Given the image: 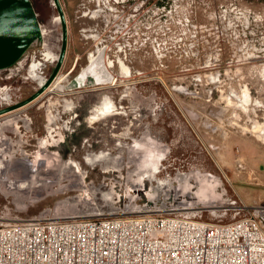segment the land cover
<instances>
[{
    "label": "rangeland",
    "instance_id": "1",
    "mask_svg": "<svg viewBox=\"0 0 264 264\" xmlns=\"http://www.w3.org/2000/svg\"><path fill=\"white\" fill-rule=\"evenodd\" d=\"M29 1L42 35L16 65L0 71V125L12 114L29 121L13 123L0 140L6 151L0 159L8 162L0 171V216L138 213L174 200L212 208L232 196L264 206V181L252 169L223 166L228 145L241 146L246 158L257 148L245 141L264 153V107L257 106L264 105V85L244 79L251 67L244 65L246 49L261 47L264 0H150L151 20L140 24L142 37L125 41L121 52L113 47L104 54L102 47L113 44L99 31V20L82 16L83 0H61V20L52 0ZM63 77L69 78L65 91L74 93L71 110L51 94ZM244 80L253 98L247 115L251 91ZM105 97L113 113L90 120ZM48 111L59 114L51 133ZM102 153L107 163H87L89 154ZM66 162L79 164L80 174H60ZM162 165L173 179L158 189L153 171ZM157 174L163 179L165 173ZM31 180L27 189L17 188ZM173 184L181 187L175 198L161 197L165 187L176 189Z\"/></svg>",
    "mask_w": 264,
    "mask_h": 264
},
{
    "label": "built area",
    "instance_id": "2",
    "mask_svg": "<svg viewBox=\"0 0 264 264\" xmlns=\"http://www.w3.org/2000/svg\"><path fill=\"white\" fill-rule=\"evenodd\" d=\"M52 1L59 18L65 17L61 0ZM88 3L93 7L88 8ZM80 6L83 17L99 20L101 34L108 33L113 46H103L102 54L106 48L124 50L125 41L141 36L140 24L151 20L150 0H83ZM253 20L262 22L259 16ZM257 35L261 47L247 48L244 53V65H251L250 72L244 69V79L256 78L263 86L264 32ZM245 88L249 87L244 80ZM252 100L251 91L244 115ZM261 120L264 131V116ZM251 127L254 132L255 125ZM247 132L244 127V134ZM235 165L238 170L246 169L238 152ZM167 169L162 165L160 174H165L160 179H173ZM174 184L176 189L165 187L161 197L175 198L181 187ZM232 197L217 202V208L174 200L153 203L138 213L119 210L24 219L0 216V264H264V206H248L239 196Z\"/></svg>",
    "mask_w": 264,
    "mask_h": 264
},
{
    "label": "water",
    "instance_id": "3",
    "mask_svg": "<svg viewBox=\"0 0 264 264\" xmlns=\"http://www.w3.org/2000/svg\"><path fill=\"white\" fill-rule=\"evenodd\" d=\"M40 29L29 0H0V71L21 60L24 51L39 40Z\"/></svg>",
    "mask_w": 264,
    "mask_h": 264
},
{
    "label": "bare ground",
    "instance_id": "4",
    "mask_svg": "<svg viewBox=\"0 0 264 264\" xmlns=\"http://www.w3.org/2000/svg\"><path fill=\"white\" fill-rule=\"evenodd\" d=\"M99 49V48H98ZM43 57L46 59V60H48V59H52V57L47 53V54H45V53H43ZM20 66L22 67V64H20ZM40 70L41 71H44L45 70V68H46V66L44 65V64H41L40 65ZM44 69V70H43ZM127 73V72H126ZM128 74V73H127ZM59 86V85H58ZM63 87V86H62ZM62 87H60L59 86V88H61L62 89ZM58 88V90L57 89H55V90H53V91H51V94L54 96H56V98H58V99H61V100H63L64 102L65 101H68V100H66L67 99V97L68 96H70L71 94L70 93H63V92H61L62 90L61 89H59ZM17 94V93H16ZM57 101V100H56ZM67 103V106H66V104H65V106H66V110H71V108H72V106H73V104H72V102H66ZM50 104L52 105V104H54V103H52L51 101H50ZM50 105V106H51ZM53 106V105H52ZM114 109H115V106H114V104H113V102L110 100V98L109 97H105L104 98V101H103V104L100 106V108H98V109H96L97 110V112H95V114H97L96 116H92L91 117V119L90 120H96L97 118H99L100 116H110V114L111 113H113V111H114ZM95 111V110H94ZM49 112V111H48ZM54 113V112H53ZM52 112L50 113H48V125H47V128L50 130V133L51 132H53L55 129L53 128L52 129V127H53V125H56V126H58L57 124V121H58V114H53ZM17 121L19 122V121H21L24 125H28L29 124V121H28V119H26V118H23L20 114H12V115H10V116H6L5 118H3L2 120H1V125H0V131H1V134H0V140H1V138L3 139V136H4V131H5V129H7V128H10V127H12V124L13 123H15V125L16 124H18L17 123ZM67 125H65V127H64V129L65 130H67ZM18 128L19 127H17L16 128V130L15 131H18ZM60 135H61V132L59 131L58 132ZM2 142V141H1ZM7 146V145H6ZM8 148V147H7ZM42 148L43 149H45V147L44 146H42ZM10 149V148H9ZM12 149V148H11ZM20 150V149H19ZM18 150V151H19ZM9 151V150H8ZM11 151H14V149H12ZM17 151V152H18ZM4 152V153H3ZM20 153H22V151H19ZM2 153V154H1ZM6 153V151H4L2 148L0 149V158L4 155ZM22 154H24V153H22ZM14 155V154H13ZM162 155V154H161ZM163 156V155H162ZM108 158L109 157H107V155H104L103 153L101 154V155H92V154H89L88 156H87V163H89V164H91V165H93V166H95V165H97L98 163H100L102 160L103 161H105L106 163H107V161L106 160H108ZM42 159H40V161H41ZM70 161V160H69ZM158 161V160H157ZM160 161V160H159ZM161 163V162H160ZM8 164V162H4L3 160H1L0 159V171H2V168H4L5 167V165H7ZM159 165V164H158ZM39 166V165H38ZM157 166V165H156ZM10 169L11 168H8V171H10ZM15 169V168H14ZM104 169H107V167H104ZM7 171V170H6ZM7 171V172H8ZM80 171H81V168H80V166H79V164H75V163H72V162H66V163H64L63 164V167L61 168V171H60V174H64V173H75V174H80ZM154 178L157 180V182H158V189H161L162 188V183L164 182V181H166V180H162V179H160L159 177H157V173H160L161 171H160V169H159V167H157L154 171ZM157 174V175H156ZM34 175V174H33ZM181 176H183V177H185V174H181ZM181 176H179L181 179H184L183 177H181ZM226 176V175H225ZM33 177V176H32ZM34 178V177H33ZM226 178H227V180H228V182H229V179H228V177L226 176ZM32 179V178H31ZM185 180V179H184ZM28 183V184H27ZM31 183H33V180H31V181H27L26 183L24 182V183H21V184H19L18 186H17V188L19 189V190H23V189H25L29 184L31 185ZM15 185H13L12 183H11V187H14ZM10 187V188H11ZM27 189V188H26ZM157 189V188H156Z\"/></svg>",
    "mask_w": 264,
    "mask_h": 264
},
{
    "label": "crops",
    "instance_id": "5",
    "mask_svg": "<svg viewBox=\"0 0 264 264\" xmlns=\"http://www.w3.org/2000/svg\"><path fill=\"white\" fill-rule=\"evenodd\" d=\"M64 51L62 50V53ZM62 54H60V58L62 57L61 56ZM59 61V60H58ZM57 69V68H56ZM55 69V70H56ZM56 72V71H55ZM54 72V74H55ZM240 143H243V146H244V139H241V142ZM245 143H249V144H252L254 145L257 150L256 152L254 153V155H251V156H248L247 158L244 156V154H242V151H241V146H235V147H238L239 148V156L242 158V160L245 162L246 166L249 168V169H252L254 175H256L261 181L263 180L264 181V153H262L260 151V149L253 143L251 142H248V141H245ZM235 147H231V146H227L226 147V154H225V168L227 169H231V168H234L235 166V159L237 157V153L235 152ZM230 151H232L233 153V159L232 161L229 160V154ZM261 199L263 200V203H264V195L263 196H260Z\"/></svg>",
    "mask_w": 264,
    "mask_h": 264
},
{
    "label": "flooded vegetation",
    "instance_id": "6",
    "mask_svg": "<svg viewBox=\"0 0 264 264\" xmlns=\"http://www.w3.org/2000/svg\"><path fill=\"white\" fill-rule=\"evenodd\" d=\"M59 14H60V13H59ZM59 19H60V18H59ZM61 54L63 55V53H61ZM62 55H61V56H62ZM61 58H62V57H61ZM94 59H95V58H94L93 55H92L91 60L93 61ZM60 63H61V62H59V64H60ZM59 64H58V65H59ZM57 67H58V66H57ZM94 67H95V66H94ZM68 82H69V78H66V79H65L64 77H63L62 79L59 78V83L56 85L55 89L58 90L59 86H60V87L63 86L62 89H61V88H59V89L62 90L61 92L65 93V92H66V91H65V87H66V84H67ZM58 85H59V86H58ZM66 93H70L71 95L74 94V93H72V92H66ZM71 95H70V96H71ZM70 96H68L67 99H66V100H68V101H65V102H64V101L62 100L63 103L66 104V106H67V103H66V102H69V101L72 102V101L69 99ZM72 104H73V102H72ZM66 106L64 105L65 110L67 109ZM1 113H3V112H1ZM58 117H59V114H58Z\"/></svg>",
    "mask_w": 264,
    "mask_h": 264
},
{
    "label": "trees",
    "instance_id": "7",
    "mask_svg": "<svg viewBox=\"0 0 264 264\" xmlns=\"http://www.w3.org/2000/svg\"><path fill=\"white\" fill-rule=\"evenodd\" d=\"M28 49L29 47L24 51L23 55L27 52ZM23 55L19 58V60L22 59Z\"/></svg>",
    "mask_w": 264,
    "mask_h": 264
}]
</instances>
